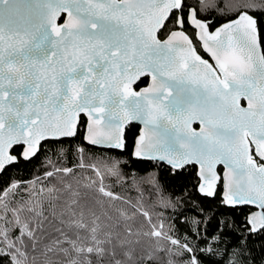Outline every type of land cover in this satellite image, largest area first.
<instances>
[{
    "label": "snow or ice",
    "instance_id": "1",
    "mask_svg": "<svg viewBox=\"0 0 264 264\" xmlns=\"http://www.w3.org/2000/svg\"><path fill=\"white\" fill-rule=\"evenodd\" d=\"M253 12L264 14V0H0V177L45 145L62 156L83 114L88 145L127 150L125 129L139 123L134 160L166 165L172 175L195 167L194 189L204 198L224 188L200 247L111 190L108 173L127 179L120 161L87 164L77 147L76 167L88 170L89 184L48 157L43 178L0 187V257L38 264L48 224L58 235L40 252L45 264H152L161 252L168 264H202L200 254L248 264L241 257L254 237L264 253V32ZM214 15L224 22L213 30ZM142 77L151 82L137 91ZM138 181L160 193L155 173ZM21 192L27 198L17 200ZM41 192L55 204L51 220L33 199ZM245 208L238 223L223 218ZM225 237L236 242L230 254L216 249Z\"/></svg>",
    "mask_w": 264,
    "mask_h": 264
},
{
    "label": "trees",
    "instance_id": "2",
    "mask_svg": "<svg viewBox=\"0 0 264 264\" xmlns=\"http://www.w3.org/2000/svg\"><path fill=\"white\" fill-rule=\"evenodd\" d=\"M252 14L260 19L261 31L264 32V14L260 12H253ZM213 20V29L224 22L222 19H217L216 15L213 16ZM187 31L191 33L192 29L189 27ZM197 47H199L198 42ZM200 54L205 56L201 50ZM145 83L146 81L143 80L140 85H144ZM84 125L85 119L81 117L77 135L63 142L65 152L62 156L59 152V146L50 149L49 145H45L44 149L41 150L39 155L30 163L21 160L18 165L11 167L3 177H0V187L6 184L10 179L33 181L37 176L43 178L46 167H50L47 162L48 157L53 161L62 163L63 166L73 167L76 173L75 180H81L83 178V184H89L90 181L87 179L88 170L76 167L79 163L76 149L77 147H81L84 149L83 159L87 164L95 163L98 160L109 162L118 160L121 162V171L127 179L117 180L108 173L109 178L106 183L111 186L113 192L133 203L139 202L144 208L158 214L154 216V219L162 220L165 225L171 226L172 234L176 237L181 240L187 237L188 240L199 244L200 247H204L203 239L205 238V233L203 229L205 225L203 221L212 217L217 211L222 210L220 207L221 183L217 185V194L214 198H204L194 189V185L196 184L195 167L188 166L179 174L172 175L165 165L156 164L155 162L134 160L131 153L134 140L138 135L139 127L137 125H130L126 128L127 150L122 151L102 149L87 145L83 141ZM21 150V147H15L14 154H19ZM101 171L106 172L107 170L101 169ZM218 171L220 173L221 169ZM149 173H155L159 179L161 185L159 194L153 189L152 185L147 182L138 181L137 185L133 184V176L139 178L147 176ZM95 179H99V177H95ZM75 180H73V183H75ZM53 183L59 186V181H53ZM28 187L31 188L32 186L28 185ZM36 191L40 192L39 183L36 184ZM50 195L51 193L49 192H41L40 195L34 196L33 199L35 201H44V208L49 212V219L51 220L53 219L51 211L55 207V204L48 202L47 198L50 197ZM22 196L27 198V193L21 192L16 199L19 200ZM161 197L169 200L170 205L168 207L161 205ZM248 210L247 208L243 209V211L238 210L231 216L223 218L227 219L231 224L234 217L238 223L243 219L244 214L247 213ZM194 220H200L201 223L195 225L193 223ZM56 226V224L46 225L44 239L39 246L40 251L36 253L38 264H45L44 256L41 255L40 252L44 250L45 243H50L58 235L55 230ZM197 227L200 229L199 238L193 240V237L196 235L194 230ZM226 231L233 232L234 228H229ZM253 239L257 241L251 245L253 251L244 252L241 258L245 259L248 264H252L253 258L254 264H264V253L261 252V244L259 243L260 238L254 237ZM234 243H236L234 239L225 237L222 242L216 245V249L221 253L227 249L228 254H230L232 248L229 247V245ZM144 246L147 247V244L145 243ZM200 259L202 264H216L217 260L225 261L226 264V259L223 256H205L200 254ZM0 264H9V259L7 257H0ZM152 264H168L167 255L163 252L159 253V258L153 261Z\"/></svg>",
    "mask_w": 264,
    "mask_h": 264
},
{
    "label": "water",
    "instance_id": "3",
    "mask_svg": "<svg viewBox=\"0 0 264 264\" xmlns=\"http://www.w3.org/2000/svg\"><path fill=\"white\" fill-rule=\"evenodd\" d=\"M64 22V21H63ZM218 27V26H217ZM214 30V29H213ZM198 44H199V42H198ZM201 51L203 52V50L201 49ZM203 54L207 57V55L203 52ZM207 59H208V57H207ZM142 78H145V77H142ZM141 78V79H142ZM140 79V80H141ZM147 79H148V82H147V84L145 85V86H143V87H141V88H139L137 91H139L140 89H142V88H145V87H148L149 86V84H150V82H151V80H150V77H147ZM139 81H137L136 82V84L138 83ZM135 84V85H136ZM135 85H133V87L135 86ZM241 103H243L244 105H242V106H244V107H246L247 106V102L246 101H244V100H241ZM81 117H84L83 116V114L81 115ZM84 119H85V125H84V128H83V141L86 143V141H85V135H86V133H87V127H88V120H87V118L86 117H84ZM79 124H80V120H79V122H78V127H79ZM130 125H137L138 127H139V130H138V135L137 136H139L140 135V129H141V127H142V125L141 124H139V123H132V124H130ZM130 125H128V126H130ZM127 126V127H128ZM195 126H197V128H195ZM126 127V128H127ZM192 127L194 128V129H196V130H199V127H200V125H199V123L198 122H194L193 123V125H192ZM126 130V129H125ZM73 138V137H72ZM70 139V138H69ZM136 139V138H135ZM87 144V143H86ZM134 144H135V140H134ZM88 145V144H87ZM90 146V145H89ZM134 146V145H133ZM15 147H17V146H15ZM91 147H93V146H91ZM102 149H107V148H102ZM108 150H110V149H108ZM132 150H133V148H132ZM22 151V150H21ZM115 151H122V150H115ZM166 166V165H165ZM219 169H221V172L219 173ZM217 171H218V173H219V175L221 176V177H223L224 176V172H225V169H224V167L222 166V165H219V166H217ZM221 186H222V191H221V195H220V197H221V199H222V197H223V194H224V188H223V184L221 183Z\"/></svg>",
    "mask_w": 264,
    "mask_h": 264
},
{
    "label": "flooded vegetation",
    "instance_id": "4",
    "mask_svg": "<svg viewBox=\"0 0 264 264\" xmlns=\"http://www.w3.org/2000/svg\"><path fill=\"white\" fill-rule=\"evenodd\" d=\"M59 23H63V14H62V17H61V19L58 21ZM204 58L205 59H207V57L206 56H204ZM143 80H145L146 81V83L144 84V85H140L141 84V81H143ZM147 82H148V79H147V77H145V78H142L141 80H139V82L134 86V88H135V90H138L139 88H141V87H143V86H145L146 84H147ZM242 105H244L243 103H241ZM195 128H197V126H195ZM220 184V183H219ZM221 188H222V186H221Z\"/></svg>",
    "mask_w": 264,
    "mask_h": 264
}]
</instances>
